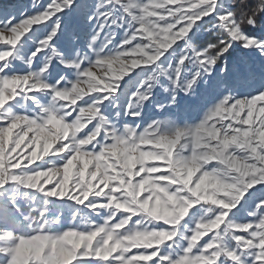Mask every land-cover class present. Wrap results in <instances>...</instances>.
Returning <instances> with one entry per match:
<instances>
[{
  "label": "snow or ice",
  "instance_id": "obj_1",
  "mask_svg": "<svg viewBox=\"0 0 264 264\" xmlns=\"http://www.w3.org/2000/svg\"><path fill=\"white\" fill-rule=\"evenodd\" d=\"M0 264H264V0H0Z\"/></svg>",
  "mask_w": 264,
  "mask_h": 264
}]
</instances>
